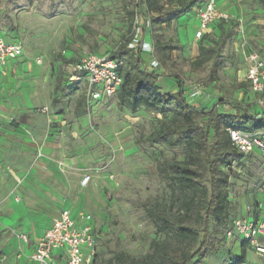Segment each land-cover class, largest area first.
Masks as SVG:
<instances>
[{
    "label": "rangeland",
    "instance_id": "obj_1",
    "mask_svg": "<svg viewBox=\"0 0 264 264\" xmlns=\"http://www.w3.org/2000/svg\"><path fill=\"white\" fill-rule=\"evenodd\" d=\"M207 1L163 0V11L171 13L156 21L160 17L137 0H0V37L20 44L26 52L21 62L12 64L11 74L18 93L14 102L24 114L0 122V264H23L20 258L26 253L16 233L28 220L46 230L67 204L93 216L101 264H110L121 252L143 259L153 252L154 242L167 241L170 253L179 258L198 251L209 199L198 196L187 213L180 209L186 196L177 190L179 201L171 206V182L160 176L159 166L185 161L187 150L147 142L162 117L145 108L130 112L119 106L116 96L88 109L83 85L70 88L64 82L61 90L56 86L61 75L66 81L62 68L67 62L89 54L109 55L141 16L153 23L146 37L152 52L145 60H157L156 71L174 78L179 86L201 87L207 104L198 110L209 111L219 104L225 106L223 112L233 110L232 104L251 108L256 97L244 81V52L258 51L264 44V8L258 0H214L229 17L228 23L224 31L197 41L195 9ZM238 20L244 34L233 25ZM200 45L214 50L203 65L196 63ZM167 82L163 78L158 87L165 88ZM49 113L61 121L47 126ZM199 122L206 124L204 119ZM227 172L231 176L228 223L210 220L218 252L190 264H231L243 254L246 261H258L241 239H229L227 232L230 221L257 210L264 194V154L246 156ZM85 174L91 180L83 186ZM204 185L210 188L209 177ZM192 196L187 192V197ZM151 211L198 228L199 241L158 236ZM260 215L264 217V212Z\"/></svg>",
    "mask_w": 264,
    "mask_h": 264
},
{
    "label": "trees",
    "instance_id": "obj_2",
    "mask_svg": "<svg viewBox=\"0 0 264 264\" xmlns=\"http://www.w3.org/2000/svg\"><path fill=\"white\" fill-rule=\"evenodd\" d=\"M162 1L139 0V3L146 5L150 13L160 17L155 19L156 21H161V19L168 18L171 13L163 11ZM258 2L264 8V0H258ZM178 13L182 11L179 10ZM227 23L228 21L217 22L212 29L206 31L200 40L217 35V31H224ZM233 25L237 26V24ZM213 52V49L200 45L196 63L203 65L209 62ZM109 56L120 63L119 74L122 84L116 94L119 106L130 112L145 108L162 117L160 127L149 136L147 142L172 148L183 146L187 150L185 161L160 163L159 166L160 176L171 182L173 189L171 206H176L179 201L177 190L186 196L181 200L180 209L187 213L192 212L198 196L209 199L208 210L204 216L203 241L194 254H184L179 258L170 253L167 241L154 242L153 252L143 259H135L121 252L115 254L109 263L190 264L196 258H205L210 253H217L218 249L211 237L210 220L214 219L218 224L228 223L231 176L227 171L232 170L237 162L246 157L233 146L227 129L236 128L247 132L264 130V119L258 121L255 117L258 113L257 105L246 109L238 104H232L233 109L239 113L235 115L219 113L218 105H214L209 111H201L188 103L182 84H180V91L176 94L161 93L158 82L162 75L156 70L149 71L143 58L130 50L126 43H121ZM64 82L66 83L65 78L62 75L59 76L56 89L61 90ZM68 87L76 88L77 86L68 85ZM199 119L206 121L205 126L201 125ZM206 177L210 179V188L204 185ZM187 192L192 193L193 196L187 197ZM256 208L257 210L251 215L253 217L260 215L258 203ZM150 219L158 236L194 243L200 239L199 229L185 224L180 218L151 211ZM233 221L229 222V228L232 227ZM234 259L243 260L244 254ZM96 264H101L100 254Z\"/></svg>",
    "mask_w": 264,
    "mask_h": 264
},
{
    "label": "built area",
    "instance_id": "obj_3",
    "mask_svg": "<svg viewBox=\"0 0 264 264\" xmlns=\"http://www.w3.org/2000/svg\"><path fill=\"white\" fill-rule=\"evenodd\" d=\"M228 19L227 15L220 12L214 0L199 5L195 10L197 21L195 39L200 40L206 31L212 29L217 22L228 21ZM238 22L239 32L244 34L243 22L242 20ZM152 26L151 19H143L140 16L132 32L123 42L130 50L143 58L145 66L151 72L160 67V63L155 59L145 60V55L152 52L151 43L146 42ZM241 38L243 39V36ZM246 45L245 41L242 49ZM262 47L258 51L248 49L244 52L247 67L244 81L250 84L256 97L258 113L255 117L258 121L264 119V45ZM25 55L23 46L18 43H9L0 37L1 64H5L10 59L23 58ZM37 62L41 63L40 59H37ZM62 69L67 85L84 86L88 109L104 98L116 96L122 84L119 74L120 63L110 58L109 55L89 54L78 61L67 62ZM183 90L186 99H197L203 94V89L199 86L188 88L183 86ZM218 106L222 110L225 108L224 105L219 104ZM48 111V108H45L44 112L48 113ZM227 132L233 146L240 153L246 156L255 152L264 154V130L247 132L228 128ZM90 180V175L84 176L82 185L86 186ZM252 217L235 219L227 232V238L241 239L243 245L254 253L258 261L234 259L231 264H264V217L262 215ZM16 236L24 243L29 240L25 233L17 232ZM99 254L100 248L93 216L86 212L73 216L71 210H63L35 242L27 257L33 264H96Z\"/></svg>",
    "mask_w": 264,
    "mask_h": 264
},
{
    "label": "crops",
    "instance_id": "obj_4",
    "mask_svg": "<svg viewBox=\"0 0 264 264\" xmlns=\"http://www.w3.org/2000/svg\"><path fill=\"white\" fill-rule=\"evenodd\" d=\"M197 41H199V40H197ZM258 48L260 50L263 47H262V45H260ZM22 60H23V58L21 57V58H17V59H10L5 64L0 63V122H2V123L3 122L6 123L7 122L6 118H8V117H13L14 119H16L20 115L24 114V111L19 110L17 108L15 102H14L18 98V93H17L15 86L13 84L14 82H12V80H11V76H12L11 74L13 72H15V69L12 67V64H14L16 62H21ZM158 73L161 74L162 76H164V77L159 78V83H160V81H162L163 78L168 80L165 88L160 87L161 93H163V94H176L180 91V86L178 85L177 80H175L174 78H170V79L166 78L165 75H163L161 72H158ZM186 100L188 101L189 104L193 105L197 109H198L199 105L205 106L207 104V99H205V96H203V98L201 96L200 98H197V99H186ZM12 101L14 102V104L11 106L9 102H12ZM217 108H218L219 113H224V114H229V115H235L236 114L235 109L230 110L229 112H223L224 110H222L219 106H217ZM56 121L60 122L61 118H58L53 113H49L47 116V126H48V123L52 124L53 122H56ZM86 175H89V174H85L84 176H86ZM84 176H83V178H84ZM260 197L261 198L259 199V201H260L259 212L261 214V212L262 213L264 212V194H260ZM61 202H62V200L60 201V203ZM63 210H71L73 216H76L80 212H85L84 210L77 209V208L73 207L72 205L67 204L64 207H62L54 215L53 219L58 217ZM52 220H51V222H52ZM48 222H49V220H47L46 226L48 225L47 224ZM51 222L49 223V226H47V229L50 227ZM38 225L39 224L37 222H35V225H32L31 221L28 220L26 226H24V228H23V231H19V233H25L28 235L29 240L27 243L20 241L16 236V240L21 242L24 245V249H25V253H26L25 256L20 258V259H22L23 264H33V263L29 262L27 256L31 253V251L33 249V245L35 244V242L45 232L44 228H40Z\"/></svg>",
    "mask_w": 264,
    "mask_h": 264
}]
</instances>
